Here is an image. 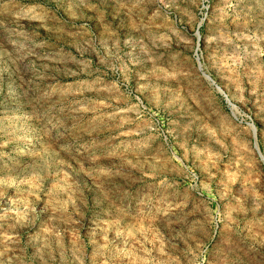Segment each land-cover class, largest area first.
Segmentation results:
<instances>
[{
    "label": "rangeland",
    "instance_id": "rangeland-1",
    "mask_svg": "<svg viewBox=\"0 0 264 264\" xmlns=\"http://www.w3.org/2000/svg\"><path fill=\"white\" fill-rule=\"evenodd\" d=\"M0 264H264V0H0Z\"/></svg>",
    "mask_w": 264,
    "mask_h": 264
}]
</instances>
